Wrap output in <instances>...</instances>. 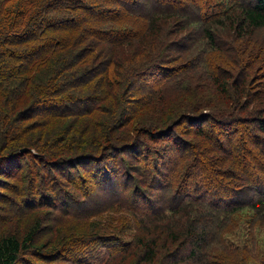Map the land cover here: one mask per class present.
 Returning a JSON list of instances; mask_svg holds the SVG:
<instances>
[{"label":"trees","instance_id":"1","mask_svg":"<svg viewBox=\"0 0 264 264\" xmlns=\"http://www.w3.org/2000/svg\"><path fill=\"white\" fill-rule=\"evenodd\" d=\"M205 8L213 14L202 15ZM261 29L264 0H0V175L13 151L22 148L32 160L48 163L29 167L30 186L34 189L39 178L50 206L60 214L50 217L55 219L59 239L45 249L41 248L45 243L39 242L38 215L26 231L17 226L0 230V264H95L97 259L102 264H264V253H258L264 251V47L255 36ZM176 59L182 62L177 66L180 81L172 94L184 96L177 120H185L189 109L204 110L210 105L194 94L196 84L204 86L199 80L206 73L217 81L218 94L224 95L233 84L246 94L239 114L251 110L246 115H255L211 114L223 117L218 125H211L213 130H227L231 140L245 141L224 149L227 154L218 149L221 157L206 161L197 141L190 139L195 145L190 147L189 163L178 169L185 191L173 177L177 161L171 153L145 145L146 140L170 138L171 142L176 135L174 142L182 147L176 153L189 149L184 137L175 130L168 133L171 128L160 119L167 110L164 90L158 87L154 93L160 96L149 101L153 92L142 91L147 98L139 106L128 100L134 87L152 88L147 76L153 67L168 69L167 63ZM251 68L260 70L262 78L252 93L243 88ZM236 72L240 74L237 81ZM139 111L151 117L140 123ZM199 117L197 135L212 120L210 113L195 119ZM233 125L245 128V133H238ZM127 135L134 160H118L110 170L104 161L98 167H105L102 173H108L107 177L115 175L113 182L119 178L129 182L133 176L140 188L131 195L110 192L115 202L107 209L100 202L81 212L91 196V185L82 171L77 176L69 170L81 163L73 165L69 160L79 155L82 160L97 158L99 152L117 157L122 150L117 147L128 142ZM214 138L211 130L207 140ZM144 162L154 164L152 173ZM17 167V173L7 175L13 179L10 185L0 177V187L7 186L11 192L0 193L3 201L27 187ZM193 168L199 174L211 173L212 191L195 173L191 175ZM223 178L226 185L219 189ZM78 194L82 197H73ZM27 207L24 212L36 211ZM116 209L124 217L117 231H93L71 243L65 241L73 226H65L62 217L75 211L83 215L81 221L88 230L92 217ZM242 229L247 231L242 234Z\"/></svg>","mask_w":264,"mask_h":264},{"label":"rangeland","instance_id":"2","mask_svg":"<svg viewBox=\"0 0 264 264\" xmlns=\"http://www.w3.org/2000/svg\"><path fill=\"white\" fill-rule=\"evenodd\" d=\"M211 15L213 14L212 9L207 10L206 8L203 9L202 11V15ZM255 36L257 38L258 43H261V46L264 47V43L262 40H264V30L261 29L260 31H256ZM264 59V56H263ZM187 61V60H186ZM244 61V60H243ZM181 60H173V62L167 63L168 69L164 68V67H153V71L152 69L149 72L150 76H147V81L149 84H154L152 86V88L149 89H145V86L141 89L137 90V86L134 87V89L132 90V93H129L128 95V100L131 101V104H133V106H136L141 103L145 102V99L147 98V96H145L142 91H145L146 93L148 91H152L153 94L149 96V99L147 101H149L152 97V99L156 100L158 96H160L157 93H154L155 91H157L158 89H163L164 90V95L163 96H167L165 98V102L166 100L167 102V110L164 112V115L161 116V120H163L166 124H168L169 128H171L168 133H170L171 131L175 130L177 131L176 134L177 135H182L183 141L185 143V146L187 148H189L188 150H185V153H180L177 152L176 150H181L182 147L180 148L179 145H177V142L175 141L176 135H174V137H172V141L170 142V138L164 139V140H157V141H150V140H146L145 141V145H146V149L149 148V146L151 147H155L156 150H158V152L160 151H164L165 153H171V155L174 157L173 161H177V163L175 164L176 168H175V172L173 173V177L177 178L176 182H177V187L181 188L182 191H185L181 184V180L180 177L183 176L182 171L183 169L186 168L187 164L189 163V156H190V152L191 149L190 147H194V143L190 140L192 139L193 141H197L198 146L200 151H204L202 152L201 156H202V160H206L205 158H218L221 157L220 153L218 151V149H222V153H226L224 151V149L228 150V147L230 146L231 149H233L234 147H236L240 142H241V138H239L238 142H235L234 140H231V138L228 136L227 130H224V132H220L219 129L217 128H213L211 127V125L213 123H216V125H218L217 123L219 122V119L223 118L222 116H212L211 114H215V115H226L229 112H232L233 114H237L238 116H250L251 118H253L255 115H246L249 113V111L251 110H247L246 112H244L243 114H239V104L242 103V101H244V97L242 96H246V94L241 93L240 94V89L239 91L236 90V88L234 87L233 84V88L230 89L228 88V90L226 91V93L224 95H220L217 93L218 89H215V85L217 84V81L213 80V77L211 78L209 76L208 73L205 74V77L201 78V80H199V82H201L204 86H198L197 84L194 86V88H198L196 89L194 92L195 96L198 98H202L206 101L209 102V106L205 107L204 110L202 109H198V110H187V116L185 118V120H181V118L179 120H177V114L179 113V111L181 110V108H183L181 106V101L184 98V96H181L180 92H176L174 94L173 93V89L176 83H178L180 81L179 75H178V68L177 66L181 65ZM245 62V61H244ZM181 70H183L181 68ZM243 70H249L248 69H243ZM259 72H261L260 70H258L257 68H251L249 75L245 78V83L243 85V88L246 87L251 89L250 93H252V91H256L258 90L255 85L258 84L260 82V80H262L261 78V74H259ZM239 73V72H238ZM236 72V75L233 77L235 78V80L237 81V78L240 76V74H238ZM161 75H164L163 77ZM172 75V76H171ZM178 75V76H177ZM186 76V75H185ZM158 79V81H157ZM242 78H240L239 80H241ZM185 82V79H183ZM62 81L61 79L58 80V82ZM152 81V82H151ZM242 88V89H243ZM257 97H259V93L256 94ZM138 99H140V101H138ZM44 103H42L41 105H43ZM180 106V107H179ZM210 113V118L212 120H209L206 125L204 126V132L200 135H197L195 133L198 125L196 123H200L201 121V117L196 118V116L199 115H205ZM104 116L106 118H111V115L109 114H105ZM145 117L149 118L151 117L150 114L145 113L143 111H139V113L137 114L136 119H139L140 123L145 122ZM189 117V119L191 118L192 121H189L187 118ZM207 119L205 117L202 118V120ZM176 120V121H175ZM190 124V125H187ZM187 125V127H186ZM204 125V122H203ZM210 125V126H209ZM215 125V126H216ZM135 124L131 125L129 128V136L132 138L135 135V132L133 130ZM167 127V128H168ZM209 127V128H208ZM233 128L237 130L238 128V133H245V128H242L240 126L237 125H233ZM211 130L214 131L215 133V138L214 141H208L207 140V136H210ZM252 131V130H249ZM252 133V132H251ZM254 135L257 136V133L254 132ZM189 134H195L197 137L196 138H192V137H188ZM264 137V135H263ZM128 138L127 135V140L128 142H123L119 146L117 147L118 149H122L120 154L117 153V157H108L107 158V154L105 155L104 153L99 152V154L95 157L97 158H85V159H81L80 155L79 156H75V158L73 160H69L70 162H74L73 165L75 163H81L77 166H74L72 168H69L70 171H75V174H77V176H79V172L82 171L84 173V176L88 179V181L86 182L87 184L90 183V197H86L85 201L86 203L84 205H82L81 208V212L83 210H85L88 206L92 205L95 206L97 204H100L103 206L104 209H107V205L113 204V202H115V199L109 195L110 192H121L123 194H127V195H131V193L133 192V190L135 188H140L139 186H141V184L138 182L137 178H133L132 179L129 178V182L126 179H117L116 182H113V180H115V175H109V177L105 176L108 173H102L104 168L106 167L107 169H113L114 167H112L113 165H115L116 163H120L118 160L123 161V163H127L130 162L132 160H134L135 158V153L130 151L129 146L133 145V143H129L130 139ZM209 138V137H208ZM243 142L245 140H242ZM259 143V142H258ZM255 145H252V150L254 149ZM175 147V149H174ZM207 147H212L215 148L214 151H208ZM246 147V146H245ZM260 147V146H259ZM238 149V147H237ZM25 151L24 148H22L21 150L19 149V152L16 153L15 151H13V153L15 155L14 158L9 159L13 156H10L8 158V160H6L7 163H9L8 165H4L2 167V173L3 175H0V177L2 178L1 181H5V183H7L8 185L11 184V182H13V179H10L7 175L9 173H17V166L19 165L21 170L24 174L21 176V181H24V185L27 184V187H23V189L21 191H14L13 194L11 196L7 197V200L3 201L2 199H0V230H2L3 228L8 227L9 229L14 230V226H17L20 229H23L24 231H26V229L29 227V225H31L33 223V218L35 216L38 215L39 220H40V233L41 236L39 237V242L40 243H45L41 248L45 249L48 247L49 243H53L54 240L56 239L58 241L59 236L56 234L55 232V219H52L50 217H52L54 214L57 216H60L59 213L55 212V210L53 209V206H50L51 204V200L50 198L47 196V192L42 189L40 187V179L37 178L36 179V187L33 189L32 185L30 186V182H31V177L32 174L30 173V171H27L29 169V167L34 164L36 166V164L41 165L42 167V162L45 165V167H47L48 163L46 164V162L44 161H34L30 158V156L23 152ZM257 153V150H254ZM24 153V154H23ZM32 153H36L35 150L32 149ZM180 153V154H179ZM227 154V153H226ZM40 155V153L38 154V156ZM116 155V154H115ZM176 155V156H175ZM231 156V155H230ZM102 159V161H95V160H99ZM152 162V157L151 159H149ZM84 161H89V162H84ZM104 161L105 163V167H102V169L100 170V168L98 167L99 164H101ZM207 161V160H206ZM96 162V163H95ZM264 162V160H263ZM122 163V164H123ZM211 163V162H210ZM144 166L148 169L149 172L152 173V167H154V164H147L146 162L143 163ZM255 165V164H254ZM89 166H93V168L89 167ZM181 169L178 171V169ZM39 170H41L39 168ZM155 170V169H154ZM43 172V169L41 170ZM205 173H201L199 174L196 171V168H193L191 175H193L194 173L198 176V178L200 177L202 180V183L206 186H208V191H212L213 190V186L211 183V173L207 172V170H203ZM130 173H133L132 171H130ZM57 174L63 179V174L61 172L57 171ZM65 174L68 175V179L70 178L69 174L67 173L66 167H65ZM133 175V174H132ZM128 178V177H127ZM163 177H161L162 179ZM108 182H110L108 184ZM222 185H226V181L225 178L220 180V184H219V189L222 188ZM222 186V187H221ZM7 186L0 187V193L1 194H11V192H8L5 188ZM120 188V190L116 191L117 188ZM65 188H69V186L66 185V180H65ZM105 190V193L102 191V189ZM201 189H203V187L200 186ZM146 189V188H145ZM150 188H148L146 191H149ZM19 192L21 194L16 195V193ZM35 192V193H34ZM78 193V192H77ZM9 194V195H10ZM101 194V195H100ZM16 195V196H15ZM77 195V194H76ZM111 196V197H110ZM73 197H82L80 196V194H78V196H74ZM105 199V200H104ZM73 200V199H68ZM106 204V205H105ZM27 205H31L33 206L32 209H36V211L31 214L29 212H24L25 210L29 209L27 207ZM110 214H104L102 216L99 217H92V221L91 222L93 225H89V229L85 230V225L82 224V217L83 215H79L76 214L75 211L72 212V214L75 215H71V216H65V218H61L63 220L62 223L65 226L71 227L72 231L70 232V236L68 237V239H66L65 241H73L75 240L78 236L84 235L85 233H89V232H93V231H98L100 233H104V232H115L117 231V227L119 226V223L121 221V219H123L124 217L123 212L119 211L118 209L116 210H110L109 211ZM125 216H128L129 214L125 213ZM49 216V218H48ZM74 216H79V217H74ZM35 219V218H34ZM52 219V220H51ZM86 219V217L84 218ZM117 220V221H115ZM57 223H59V221H56ZM149 224V223H148ZM150 225V224H149ZM63 226V227H65ZM65 229H67L65 227ZM71 229V228H69ZM244 231H247V229H242L241 233L244 234ZM237 231H235L234 233H236ZM167 238V235L164 233V239ZM234 239V238H233ZM251 240V239H250ZM64 241V243H65ZM236 242V240H233ZM259 242H261L260 240H258ZM57 243V242H56ZM55 243V244H56ZM71 243V242H70ZM69 243V244H70ZM68 244V245H69ZM55 249V248H54ZM52 250V249H51ZM40 251H44V250H40ZM186 252V251H184ZM44 253V252H43ZM258 253H264L263 250H259ZM183 254V253H182ZM69 256H72V254H68ZM56 257L53 259L54 262ZM132 260V259H131ZM129 260V261H131ZM40 262V260H37ZM127 261V262H129ZM78 264V263H77ZM95 264H102V262L100 261V259L95 260ZM195 264V262L193 263ZM231 264H234V262H232Z\"/></svg>","mask_w":264,"mask_h":264}]
</instances>
